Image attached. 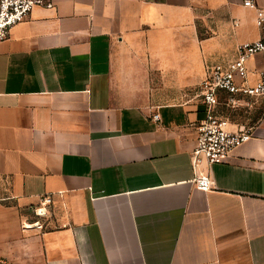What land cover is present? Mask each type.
I'll list each match as a JSON object with an SVG mask.
<instances>
[{
  "label": "crops",
  "instance_id": "crops-1",
  "mask_svg": "<svg viewBox=\"0 0 264 264\" xmlns=\"http://www.w3.org/2000/svg\"><path fill=\"white\" fill-rule=\"evenodd\" d=\"M243 1L42 0L10 30L0 264H264V106L229 121L251 138L224 162L191 164L208 67L263 35ZM246 66L253 84L264 53Z\"/></svg>",
  "mask_w": 264,
  "mask_h": 264
},
{
  "label": "built area",
  "instance_id": "built-area-1",
  "mask_svg": "<svg viewBox=\"0 0 264 264\" xmlns=\"http://www.w3.org/2000/svg\"><path fill=\"white\" fill-rule=\"evenodd\" d=\"M39 4H42V0H0V42L7 39L10 30L26 20L32 9ZM243 6L255 11V24L263 35L256 41L240 43L235 48L234 57L208 67L199 91L205 116L197 127L195 148L191 153L194 170L203 161L208 166L224 162L233 149L251 138L250 130L243 127L235 131L228 129L229 121L218 112L221 101L234 109L244 99L264 97V70L258 73L255 83L249 84L246 66L250 57L264 53V9L255 7L251 0H244ZM158 118L157 114L152 116L154 120ZM194 185L199 191L211 189L209 177L202 174L195 175ZM51 205V196L40 197L32 209L37 220L27 227L43 229Z\"/></svg>",
  "mask_w": 264,
  "mask_h": 264
},
{
  "label": "rangeland",
  "instance_id": "rangeland-1",
  "mask_svg": "<svg viewBox=\"0 0 264 264\" xmlns=\"http://www.w3.org/2000/svg\"><path fill=\"white\" fill-rule=\"evenodd\" d=\"M246 102L247 104L231 109L223 104L224 101H221L218 112L230 122L243 123L249 126L261 113L264 106V98H248Z\"/></svg>",
  "mask_w": 264,
  "mask_h": 264
}]
</instances>
